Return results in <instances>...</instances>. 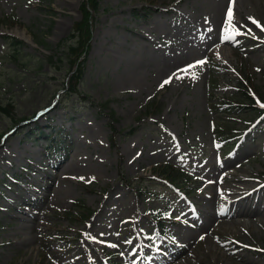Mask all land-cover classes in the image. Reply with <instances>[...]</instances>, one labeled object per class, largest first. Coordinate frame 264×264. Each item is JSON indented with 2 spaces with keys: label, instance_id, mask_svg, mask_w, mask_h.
Wrapping results in <instances>:
<instances>
[{
  "label": "rangeland",
  "instance_id": "374dc122",
  "mask_svg": "<svg viewBox=\"0 0 264 264\" xmlns=\"http://www.w3.org/2000/svg\"><path fill=\"white\" fill-rule=\"evenodd\" d=\"M84 1L0 0V264H264V121L238 94L251 78L264 109V31L249 19L264 27V0H234L231 25L230 0L219 14L215 0H98L69 94ZM258 124L215 145L218 128ZM166 164L190 174L188 197L156 176ZM241 208L253 217L222 215Z\"/></svg>",
  "mask_w": 264,
  "mask_h": 264
},
{
  "label": "trees",
  "instance_id": "16d2710c",
  "mask_svg": "<svg viewBox=\"0 0 264 264\" xmlns=\"http://www.w3.org/2000/svg\"><path fill=\"white\" fill-rule=\"evenodd\" d=\"M97 8H98V0H86L82 5L83 18L81 22L76 24L75 33H74L75 37L77 38V43L76 45H72L68 48L70 57H73V60L71 61L72 66L75 68L68 79L69 89H67L66 91L69 94L78 92V88L83 74V64L81 63L80 59L87 52L89 48V43L92 38L91 29H92V19L94 17L92 15L91 10L96 12ZM10 42H11L10 46L13 54L12 58L16 59V56L19 55V46L22 44V41H19L16 38H11ZM248 81H249L248 84L247 81L245 83H242V87L240 88L241 97L243 100H247L253 106L254 100L252 96L249 93H247L248 90L246 89V86L249 85L250 89H254V87L252 85V80L249 79ZM219 101H221L219 103L221 107L228 105L224 102L225 100H222V98L219 99ZM0 110H2L3 113L9 114L8 109H4L0 106ZM219 133L223 136H225L226 134L224 131H221ZM155 173L157 175L164 176L167 180L170 181L171 184L173 183L175 184L176 182H185L184 186L187 185L186 177L183 175V173L180 170L176 169L172 165L166 164L160 166V168L157 169ZM122 182L126 185H129V183L125 180H123ZM81 208H84V206H82ZM90 213H91L90 210H88V215L87 216L83 215V217L85 218L89 217ZM161 218L162 217L160 216L158 222L161 221ZM163 229L164 227L160 225L158 230L161 233H163Z\"/></svg>",
  "mask_w": 264,
  "mask_h": 264
},
{
  "label": "bare ground",
  "instance_id": "6f19581e",
  "mask_svg": "<svg viewBox=\"0 0 264 264\" xmlns=\"http://www.w3.org/2000/svg\"><path fill=\"white\" fill-rule=\"evenodd\" d=\"M222 1L223 0H215V2H213V5H214V11H215V13L216 14H219V9H221V7H222ZM236 160V158H234V159H231L230 160V162L229 163H227L226 165H225V168H227V167H231V166H233L234 165V161ZM65 172V171H64ZM56 187H58V185H56ZM263 190H264V188H263ZM262 191V190H261ZM48 200H46V202H47ZM24 204H25V202H23ZM224 217H228V219H231L230 221H228V222H230L231 224H234V218H236V217H239V218H249V217H253L252 216V213H249V212H247V211H244V210H242V208L241 209H234L233 211H231L229 214H227L226 212H223V214H222ZM207 220L209 221V222H211L212 220H213V217L209 214L207 217ZM205 222V220H204V218H203V221H201V223L199 224V228L198 229H200V230H203V228H204V225L206 224V223H204ZM208 222V223H209ZM244 222H247V221H244ZM33 227V226H32ZM192 237V234H189V235H186V238H191ZM188 250V249H187ZM186 252V251H185ZM184 252V253H185ZM184 253L182 252L181 254H180V256H183L184 255ZM176 259L177 258H175L174 260L176 261ZM149 264H159L158 262H154V263H149ZM169 264H172V263H169Z\"/></svg>",
  "mask_w": 264,
  "mask_h": 264
},
{
  "label": "snow or ice",
  "instance_id": "6c2138e0",
  "mask_svg": "<svg viewBox=\"0 0 264 264\" xmlns=\"http://www.w3.org/2000/svg\"><path fill=\"white\" fill-rule=\"evenodd\" d=\"M233 4H234V0H230V4H229V7H228L227 12H226V19L230 25L234 21ZM249 19L251 20V22L253 24H255L258 28H261V30L264 31V27H262L258 21H256L254 18H249ZM249 32H250V30H249ZM241 34L242 33H240L237 29H235L233 27V35L239 36ZM164 83H168V81H165ZM261 106L264 107V105H261ZM113 247H115V245H113Z\"/></svg>",
  "mask_w": 264,
  "mask_h": 264
}]
</instances>
